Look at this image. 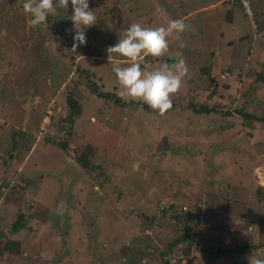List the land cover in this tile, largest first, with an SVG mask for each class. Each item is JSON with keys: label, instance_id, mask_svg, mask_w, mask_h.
I'll use <instances>...</instances> for the list:
<instances>
[{"label": "rangeland", "instance_id": "obj_1", "mask_svg": "<svg viewBox=\"0 0 264 264\" xmlns=\"http://www.w3.org/2000/svg\"><path fill=\"white\" fill-rule=\"evenodd\" d=\"M222 2L89 0L97 21L85 29L87 43L72 51L71 0L67 11L58 10L36 27L23 10L24 0H0V180L10 186L9 192L0 190V264H126V256L136 264L264 259V200L252 188L264 187V123L258 120L264 116V84L253 88L255 75L264 76V36L254 33L235 5ZM251 2L264 27V0ZM232 9L234 23L228 24ZM179 18L191 25L181 36L186 46L179 48L173 39L163 57L140 61L153 70L175 63L180 53L187 61L188 76L164 115L122 95L109 62L93 64L84 56L72 65L69 59L83 54L93 61L94 49L107 58L106 49L132 23L155 28ZM232 39L234 45H228ZM76 66H94L101 92L133 103L122 107L98 98ZM191 102L220 106L222 114L196 115ZM236 110L256 118L247 122ZM51 120L69 132L63 139L67 150L46 142L55 128H49ZM77 158L87 160L89 172ZM189 198L201 201L206 227L201 220L191 223L198 248L185 258V243L176 245L185 233L179 235L171 219L161 227L145 217L161 216V207L170 203L194 215L196 202ZM19 213L26 223L12 234ZM8 243L12 249L6 251ZM142 248L149 249L145 257Z\"/></svg>", "mask_w": 264, "mask_h": 264}, {"label": "clouds", "instance_id": "obj_2", "mask_svg": "<svg viewBox=\"0 0 264 264\" xmlns=\"http://www.w3.org/2000/svg\"><path fill=\"white\" fill-rule=\"evenodd\" d=\"M218 1V0H217ZM222 3H232L234 0H221ZM238 1V0H237ZM239 2V1H238ZM249 2V1H248ZM240 3V2H239ZM242 6V4L240 3ZM26 15L30 17L29 23L33 26L47 24L50 16H55L58 10L69 8V0H24L22 5ZM72 15L69 19L74 25L73 49L87 43L85 29L96 24L95 11L89 7V0H71ZM243 8V6H242ZM244 12L245 14V8ZM164 11V10H160ZM252 14V8H251ZM246 18L255 34L261 36L258 24L253 16L247 14ZM260 26V23H259ZM191 25L185 19H172L167 26L146 27L140 23H132L123 30L118 41L106 49L107 60L112 65V71L122 88V95L135 100H140L150 108L164 115L173 107L172 96L179 93L184 79L188 76L187 61L180 53L175 63L167 62L157 69H152L148 63L141 65L140 61L145 57H163L171 46V41H178V47L186 45L181 36L190 31ZM264 36V33H262ZM226 75H221L223 77ZM1 183V182H0ZM3 183V182H2ZM23 187L25 186L24 183ZM7 191H10L9 183H3ZM4 192V193H6ZM202 225V219H201ZM254 227H249V231ZM249 264H264V259L249 257Z\"/></svg>", "mask_w": 264, "mask_h": 264}, {"label": "trees", "instance_id": "obj_3", "mask_svg": "<svg viewBox=\"0 0 264 264\" xmlns=\"http://www.w3.org/2000/svg\"><path fill=\"white\" fill-rule=\"evenodd\" d=\"M249 3H250V7L252 8V16H253V19L255 21V23L258 24V27H259V31H261V33H264V30L261 29V27L259 26V23H260V20H259V13H258V10H257V7L256 4L254 6L253 2H251V0H248ZM228 3V2H227ZM231 5H235L236 8H238L239 10H241V12L243 13L244 17L245 18H248L247 17V14H245L244 12V9L242 8V6L240 5V3L237 1V0H234V2L232 3H229ZM59 12H61V10H59ZM232 15H233V9L230 10L228 13H227V18L226 20L229 22V21H232ZM249 37L248 36H243L241 38V40H244V39H248ZM70 44V41H67V43L65 45L69 46ZM93 53L92 54H95L94 59L92 61V59H89V58H92V57H89V56H93V55H83V54H80L78 56H74L73 54L72 55H68L69 56V59L70 61L72 62V65L74 63H76L75 61V58H82V57H87V62H98V61H104V62H108L107 58H103L101 57V52L99 50H92ZM63 56L66 57V55L64 54ZM89 57V58H88ZM77 64V63H76ZM94 68V66H93ZM92 68V70L90 69H81L80 67H75V71L80 75V77H82L83 79H85V82L86 84L89 86V88L92 89V91L94 92V94L100 98V99H103V100H111L113 101V103L117 106H125L126 104H132L133 102H122L115 94H108V93H103L99 90V87H97L95 84H96V80L97 81H100L102 80V78L100 76H97L94 72V69ZM221 72H224L223 69H221ZM202 73H205L206 75H208V73H206L205 71H203ZM39 74H42V72L40 71ZM83 75V76H82ZM249 77H251L250 74H248ZM37 78V77H36ZM216 76H213L210 80V82H212L213 80H215ZM264 84V76L262 74H256L255 77H254V85L255 87L253 88H259L260 86H263ZM214 86H216V83L214 84ZM228 87H230L229 85H224V88L227 89ZM248 91L250 92V90L248 89ZM253 91V90H252ZM214 91H212L210 94H209V97L211 98V96L214 95ZM254 93V91H253ZM67 106L69 108H73L74 107V103H75V100L73 97H71V95H68L67 97ZM190 108L192 109V112L196 115H211V114H222V112L220 111V106L218 107L217 105H213V106H208L206 103L204 104H196V105H192V102L190 103ZM236 113L239 114V115H242L247 122H252L254 121V119L256 118L255 115H252L250 113H243V110H236ZM224 114H228V112L224 113ZM73 113H69L68 115V118L70 119V121H73L72 120V117H73ZM258 120L263 122L264 123V116L263 117H258ZM51 125H50V129L52 128L53 124L55 125V128H54V131L52 134H48V136L46 137V142L49 143L50 145H52L53 147H57L59 148L60 150H67V147H66V142L63 141V139H67V137L70 135L69 132L65 131L63 126L58 124V123H55V121H52L51 120ZM246 126H248L249 124L246 123L245 124ZM160 148H162V145H160ZM76 162L78 163L79 166H81V168L87 172L90 171V166L89 164L87 163V160H82V158H77ZM102 168L99 169V171H101ZM100 172H98L96 174V177L98 178V180H100V176L102 175L100 173V176H98ZM23 183H24V187H27V184H28V181L26 180V178H22L21 180ZM105 182V181H104ZM0 189L1 187L3 186V183L1 182L0 183ZM100 185H103V182L102 180H100ZM247 187V186H246ZM249 188V187H248ZM253 190H254V193L258 196V200L260 202H262L264 200V187L260 186V185H255L254 187H252ZM189 201L191 202H196L195 205H196V208H197V213L192 215L190 213H185L184 211L182 210H177V208L175 207V205L173 203H170L168 204L167 206L165 207H161V209L159 210L160 213H161V216H158L157 214L155 215H152L151 217L149 216H146L145 218H149V221L151 220V222H156V224H159V226L161 227H164L163 225H165V223L167 221H170V219L173 221V225L175 226V228L177 229V233L179 235L181 234H184L185 233V237L178 241L177 242V246L179 245H182L184 244V246L181 248V255H183L185 258L188 257L191 253V250H192V247H196L198 248V241H197V238L194 236L192 230V225L191 223L192 222H195L196 225L199 224L198 220H199V213L202 211L201 210V206L198 204V202H201L200 200L198 199H194V198H189ZM160 206V205H159ZM169 219V220H167ZM244 219V217L242 218ZM25 223H26V220H25V216L24 214L22 213H19L16 217V220L15 222L12 224L11 226V230L10 232L12 234H16L19 232V230H21L24 226H25ZM252 241V238L250 236H248V242L250 243ZM258 246H255V248L257 249ZM12 249V246H11V243H8V246L5 247V250L6 251H9ZM149 249L148 248H142L141 250H139L141 253H143L142 251H144V255L143 257H145L146 255V252L148 251ZM172 251V248H170L169 250H166V251H163L159 254V258L160 259H163L165 256H167L170 252ZM180 251V250H179ZM209 254V252H207ZM173 254H176V255H179L177 254V252H174ZM217 259V257H216ZM170 260V259H169ZM169 260H164L162 261L160 264H170V261ZM125 262V261H124ZM141 261H139V264H140ZM126 264H136L135 262H132V260L126 256ZM176 264H180V261H178V263Z\"/></svg>", "mask_w": 264, "mask_h": 264}, {"label": "built area", "instance_id": "obj_4", "mask_svg": "<svg viewBox=\"0 0 264 264\" xmlns=\"http://www.w3.org/2000/svg\"><path fill=\"white\" fill-rule=\"evenodd\" d=\"M224 1H226V0H224ZM230 1H232V0H230ZM241 4H242V6H243V8H245V11H246V13L251 17L252 16V14H251V7H250V3L248 2V0H238ZM249 6V7H248ZM253 29H255V25H253ZM1 185V184H0ZM21 186H23V184H21ZM1 191H3V192H6L7 191V188H6V186L5 185H3L2 187H1ZM201 220V218H200V216H199V220H198V222Z\"/></svg>", "mask_w": 264, "mask_h": 264}, {"label": "crops", "instance_id": "obj_5", "mask_svg": "<svg viewBox=\"0 0 264 264\" xmlns=\"http://www.w3.org/2000/svg\"><path fill=\"white\" fill-rule=\"evenodd\" d=\"M258 10V9H257ZM246 19V18H245ZM226 22L228 23V24H233L234 23V14L232 15V21H227L226 20ZM263 26H264V23H263ZM261 27V26H260ZM264 27H261V29H263ZM264 30V29H263ZM237 41V40H236ZM235 42V39H232L230 42H228V45H234L233 43ZM242 43V42H241ZM17 149H11V153L12 154H15V151H16ZM1 152H2V150H0ZM13 158H15V157H13ZM17 158H19V157H17ZM9 161H11V162H14V160H9ZM2 178H6V175H4V177H2ZM0 182H3V183H7V180L6 181H1L0 180ZM1 190V189H0ZM1 192H3V191H1ZM202 226V225H201ZM203 227V229H205V225H203L202 226Z\"/></svg>", "mask_w": 264, "mask_h": 264}, {"label": "water", "instance_id": "obj_6", "mask_svg": "<svg viewBox=\"0 0 264 264\" xmlns=\"http://www.w3.org/2000/svg\"><path fill=\"white\" fill-rule=\"evenodd\" d=\"M236 260H237V261H240V262L243 261L240 257H237Z\"/></svg>", "mask_w": 264, "mask_h": 264}]
</instances>
